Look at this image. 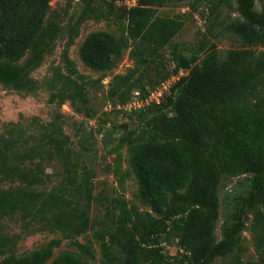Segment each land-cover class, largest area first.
Masks as SVG:
<instances>
[{
  "label": "trees",
  "instance_id": "obj_1",
  "mask_svg": "<svg viewBox=\"0 0 264 264\" xmlns=\"http://www.w3.org/2000/svg\"><path fill=\"white\" fill-rule=\"evenodd\" d=\"M169 1L212 4L224 0H136L135 6L120 14L127 38L90 33L80 49L82 62L96 72H107L129 41L134 44L130 54L135 59L143 64L155 61L184 26L180 19L157 16V9ZM256 1L236 0L238 19L229 31L239 38L241 49L228 51L223 59L216 50L200 59L180 57L177 69L188 71L177 79L172 95L149 109L150 117L134 134L120 139V145H128L138 190L149 202L151 213L142 215L119 202L113 228L96 233L105 263L213 264L229 258L225 264H264L243 261L238 255L249 204H254L250 228L255 247L264 250V51L252 49L264 48V10L256 9ZM48 2L0 0V84L21 88L54 40L56 29L42 27ZM107 7H88L80 19L112 20L117 13L110 4ZM29 48V65H17ZM68 66L64 100L86 104L91 82ZM139 85L130 75H117L109 93L124 102L129 94L143 91ZM224 177H243L238 194L246 196L230 198L234 206L223 218L217 240L218 187ZM62 201L47 203L57 213L64 209L59 206ZM6 203L0 194V210ZM163 238L177 239L183 253L180 259L172 261L164 254ZM49 257L40 251L22 258L7 257L0 264H45ZM51 264L85 263L63 254Z\"/></svg>",
  "mask_w": 264,
  "mask_h": 264
},
{
  "label": "rangeland",
  "instance_id": "obj_2",
  "mask_svg": "<svg viewBox=\"0 0 264 264\" xmlns=\"http://www.w3.org/2000/svg\"><path fill=\"white\" fill-rule=\"evenodd\" d=\"M107 4L117 13L114 19H80L88 7L106 9ZM135 4L136 0H49L42 27L56 29L54 40L29 70L21 88L0 84V194L7 199L0 210V262L43 251L50 254L45 264L63 254L85 264H107L96 233L113 228L119 202L142 215L151 213L149 202L138 190L128 145H120V139L134 134L150 117L149 109L172 95L173 85L188 71L177 69L180 57L200 59L216 50L223 59L228 51L242 47L229 31V25L238 19L236 0L212 4L169 1L157 9V16L180 19L184 26L155 61L143 64L135 59L130 54L134 44L129 41L111 70L90 69L80 57L86 37L102 31L127 38L120 14ZM256 9L264 10V0L256 1ZM252 49L264 51L261 46ZM31 58L29 48L16 64L26 68ZM69 63L91 82L86 104L64 100L63 81L70 75ZM117 75H130L132 82L139 80L138 88L143 91L137 102L131 94L124 102L110 95ZM150 93L154 95L148 97ZM244 181L243 177H224L218 187L217 240L221 239L223 218L234 206L230 198L246 196L238 194ZM60 198L59 206L64 209L55 213L47 202ZM253 208L254 204H249L246 210L238 255L243 261L264 262V250L255 247L250 228ZM161 241L170 260L182 257L177 239ZM228 260L217 259L213 264Z\"/></svg>",
  "mask_w": 264,
  "mask_h": 264
},
{
  "label": "built area",
  "instance_id": "obj_3",
  "mask_svg": "<svg viewBox=\"0 0 264 264\" xmlns=\"http://www.w3.org/2000/svg\"><path fill=\"white\" fill-rule=\"evenodd\" d=\"M154 94H155V92H154ZM154 94H153V93H150V94L148 95V97H151V96H153ZM134 99H135V100H134ZM139 99H140V93L137 92V91H135V92L133 93V100H134V102H137ZM144 100H145V102H146V101H147V98L144 99ZM134 102H133V104H134ZM155 102H156V103L158 102V99H157V98H156Z\"/></svg>",
  "mask_w": 264,
  "mask_h": 264
}]
</instances>
